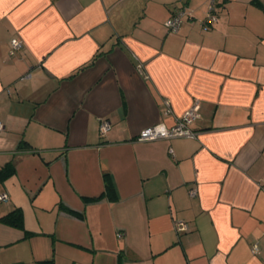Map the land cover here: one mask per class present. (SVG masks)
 Returning <instances> with one entry per match:
<instances>
[{"label":"crops","instance_id":"0c3cea01","mask_svg":"<svg viewBox=\"0 0 264 264\" xmlns=\"http://www.w3.org/2000/svg\"><path fill=\"white\" fill-rule=\"evenodd\" d=\"M206 7L0 0V264H55L66 244L86 252L70 264H264V0ZM194 103V137L136 140ZM45 188L47 260L24 208ZM15 208L22 227L1 220Z\"/></svg>","mask_w":264,"mask_h":264},{"label":"built area","instance_id":"2783aa9c","mask_svg":"<svg viewBox=\"0 0 264 264\" xmlns=\"http://www.w3.org/2000/svg\"><path fill=\"white\" fill-rule=\"evenodd\" d=\"M218 0H208V12H207V19L209 21H213L216 19V14L214 13L216 9V4ZM187 14L185 8L180 7L176 9L172 15L166 19L164 25L168 32L175 33L177 32L181 19L184 15ZM12 44V51L17 50L21 47L22 43L20 40L13 38L11 39ZM140 67V66H139ZM199 106L197 103L192 104L189 108H187L180 116L176 118L174 125L168 127L164 124H154L148 127L143 128L138 135L136 136V140L138 141H153V140H160V139H170V138H177V137H194L196 132L191 129L190 125L192 122L199 117ZM109 128L108 121H102L99 126V134L103 136L107 129ZM4 130V124L0 120V132ZM170 152L172 150L170 149ZM191 196L195 195V191L192 190L190 192ZM8 199V195L6 192L0 193V201H5ZM175 228L178 232L187 231L188 226L186 223L182 221H178L175 223ZM258 246L257 244H253L251 247V251L253 253L257 252Z\"/></svg>","mask_w":264,"mask_h":264},{"label":"rangeland","instance_id":"374dc122","mask_svg":"<svg viewBox=\"0 0 264 264\" xmlns=\"http://www.w3.org/2000/svg\"><path fill=\"white\" fill-rule=\"evenodd\" d=\"M182 6V5H181ZM183 7V6H182ZM186 10V9H185ZM187 11V10H186ZM188 12V11H187ZM208 12V8L206 7V13ZM46 191V198L43 193L38 194L35 196V193H32V199L31 197L27 198L25 201V215L29 220V224L32 226L34 222L38 223L37 219L40 221L41 228H45V231L41 234H33L31 237H37L35 240V245L39 246V252L40 257L45 258L47 260L48 258H52L53 255V241L54 236L51 232L48 231V229L53 228L56 217L55 215L58 213V208L52 210V200L49 197V192L47 191V188H45ZM48 197V198H47ZM46 206H51L50 209L46 208ZM53 211V212H52ZM33 215V216H32ZM67 247L65 250H60L57 253L58 254V261L55 264H70V261L67 258L69 255L68 253L81 251L77 255L81 258V254L85 251L80 250V248H77V246L66 244ZM64 247V248H65ZM77 248V250H76ZM76 250V251H73ZM77 253V252H76ZM86 253V252H85ZM82 261V258H81ZM80 261V262H81Z\"/></svg>","mask_w":264,"mask_h":264},{"label":"trees","instance_id":"16d2710c","mask_svg":"<svg viewBox=\"0 0 264 264\" xmlns=\"http://www.w3.org/2000/svg\"><path fill=\"white\" fill-rule=\"evenodd\" d=\"M219 1V0H218ZM218 5V2L217 4ZM217 7V6H216ZM215 13V11H214ZM12 163H8V165L3 166L0 169V176L3 177L4 175H10L13 171ZM106 191L110 193L111 188H106ZM1 220L6 222L9 225H12L14 227H22V212L20 208H15L12 211L8 212L6 215L1 217Z\"/></svg>","mask_w":264,"mask_h":264}]
</instances>
